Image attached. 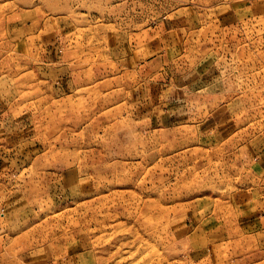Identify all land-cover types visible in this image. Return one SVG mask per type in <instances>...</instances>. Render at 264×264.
<instances>
[{
	"label": "rangeland",
	"instance_id": "rangeland-1",
	"mask_svg": "<svg viewBox=\"0 0 264 264\" xmlns=\"http://www.w3.org/2000/svg\"><path fill=\"white\" fill-rule=\"evenodd\" d=\"M0 264H264V0H0Z\"/></svg>",
	"mask_w": 264,
	"mask_h": 264
},
{
	"label": "bare ground",
	"instance_id": "bare-ground-1",
	"mask_svg": "<svg viewBox=\"0 0 264 264\" xmlns=\"http://www.w3.org/2000/svg\"><path fill=\"white\" fill-rule=\"evenodd\" d=\"M149 210V209H148ZM154 217V216H153ZM191 246V245H190Z\"/></svg>",
	"mask_w": 264,
	"mask_h": 264
}]
</instances>
